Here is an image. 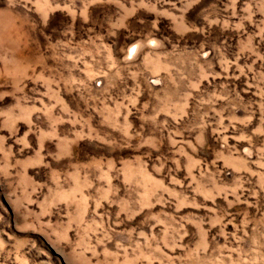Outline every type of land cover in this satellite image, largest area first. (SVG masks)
I'll return each mask as SVG.
<instances>
[{"label": "rangeland", "instance_id": "374dc122", "mask_svg": "<svg viewBox=\"0 0 264 264\" xmlns=\"http://www.w3.org/2000/svg\"><path fill=\"white\" fill-rule=\"evenodd\" d=\"M0 264H264V0H0Z\"/></svg>", "mask_w": 264, "mask_h": 264}]
</instances>
